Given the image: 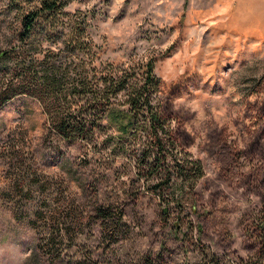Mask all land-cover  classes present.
<instances>
[{
    "label": "rangeland",
    "instance_id": "374dc122",
    "mask_svg": "<svg viewBox=\"0 0 264 264\" xmlns=\"http://www.w3.org/2000/svg\"><path fill=\"white\" fill-rule=\"evenodd\" d=\"M261 8L71 1L97 65L140 79L153 64L163 117L203 177L166 210L137 171L141 134L104 121L90 140L63 141L37 100L16 97L0 108V264H264Z\"/></svg>",
    "mask_w": 264,
    "mask_h": 264
},
{
    "label": "trees",
    "instance_id": "16d2710c",
    "mask_svg": "<svg viewBox=\"0 0 264 264\" xmlns=\"http://www.w3.org/2000/svg\"><path fill=\"white\" fill-rule=\"evenodd\" d=\"M71 1L9 0L0 7V108L20 96L37 100L67 142L90 140L104 121L131 141L141 134L138 174L166 210L179 206L175 190L180 184L192 190L203 172L180 152L163 117L153 64L141 68L140 79L134 71L97 65L86 20L64 12ZM109 216L99 211L103 220Z\"/></svg>",
    "mask_w": 264,
    "mask_h": 264
},
{
    "label": "crops",
    "instance_id": "0c3cea01",
    "mask_svg": "<svg viewBox=\"0 0 264 264\" xmlns=\"http://www.w3.org/2000/svg\"><path fill=\"white\" fill-rule=\"evenodd\" d=\"M238 1L241 4H245V3L262 4L261 12H262V18L264 19V0H220V2H223V3H230V2L231 3H238ZM240 12H242V11H240ZM236 17L238 18L237 11H236ZM240 17H241V15L239 16V18ZM248 17L251 18V19H254V18H259V15L256 14V15H251V16H248ZM248 17L247 16H244V18H248Z\"/></svg>",
    "mask_w": 264,
    "mask_h": 264
}]
</instances>
